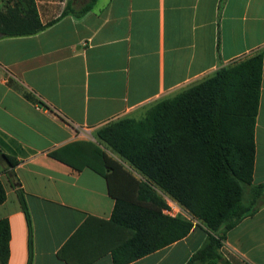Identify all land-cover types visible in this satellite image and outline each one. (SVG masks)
<instances>
[{
	"label": "crops",
	"instance_id": "crops-1",
	"mask_svg": "<svg viewBox=\"0 0 264 264\" xmlns=\"http://www.w3.org/2000/svg\"><path fill=\"white\" fill-rule=\"evenodd\" d=\"M10 1L0 0V10ZM33 1L45 28L0 37L7 264H114V249L130 237L111 221L115 201L135 200L141 176L108 154L120 168L107 169L106 179L78 168L75 152L96 144L89 137L108 123L141 121L158 102L256 55L262 68L251 184H264V0ZM254 207L224 233L223 264H264V193ZM183 211L161 214L190 221L186 236L127 264H186L213 234Z\"/></svg>",
	"mask_w": 264,
	"mask_h": 264
},
{
	"label": "trees",
	"instance_id": "trees-1",
	"mask_svg": "<svg viewBox=\"0 0 264 264\" xmlns=\"http://www.w3.org/2000/svg\"><path fill=\"white\" fill-rule=\"evenodd\" d=\"M44 28L33 0H12L0 10L4 37H26ZM261 68L260 55L220 68L176 97L158 102L141 121L120 119L101 127L93 135L96 144L75 152L78 168L86 166L107 179V169L120 167L97 146L103 145L141 176L135 200L115 201L111 221L128 229L130 237L114 249V264L130 263L189 232L190 221L161 214L166 204L158 192L213 234L186 264H223L219 248L224 233L252 214L264 193V184H251ZM18 199L29 226L21 192ZM4 200L0 183V204ZM9 239L8 221L0 219V264L8 262Z\"/></svg>",
	"mask_w": 264,
	"mask_h": 264
},
{
	"label": "built area",
	"instance_id": "built-area-1",
	"mask_svg": "<svg viewBox=\"0 0 264 264\" xmlns=\"http://www.w3.org/2000/svg\"><path fill=\"white\" fill-rule=\"evenodd\" d=\"M166 206L162 209V213L167 216H184L185 212L180 209L172 200L165 198Z\"/></svg>",
	"mask_w": 264,
	"mask_h": 264
},
{
	"label": "rangeland",
	"instance_id": "rangeland-1",
	"mask_svg": "<svg viewBox=\"0 0 264 264\" xmlns=\"http://www.w3.org/2000/svg\"><path fill=\"white\" fill-rule=\"evenodd\" d=\"M90 139H92V140H94V141H96L95 140V138L92 136V137H89ZM97 146H99L102 150H105V152L107 153V154H109V155H113L109 150H106L105 149V147L103 146V145H97Z\"/></svg>",
	"mask_w": 264,
	"mask_h": 264
},
{
	"label": "water",
	"instance_id": "water-1",
	"mask_svg": "<svg viewBox=\"0 0 264 264\" xmlns=\"http://www.w3.org/2000/svg\"><path fill=\"white\" fill-rule=\"evenodd\" d=\"M2 36V34L0 33V37Z\"/></svg>",
	"mask_w": 264,
	"mask_h": 264
}]
</instances>
